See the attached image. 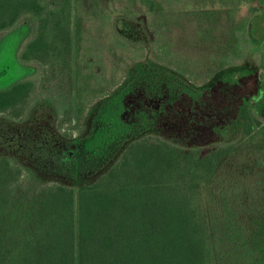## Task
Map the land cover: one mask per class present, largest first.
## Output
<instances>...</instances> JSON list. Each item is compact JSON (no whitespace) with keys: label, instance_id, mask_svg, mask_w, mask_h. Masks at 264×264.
Returning <instances> with one entry per match:
<instances>
[{"label":"trees","instance_id":"16d2710c","mask_svg":"<svg viewBox=\"0 0 264 264\" xmlns=\"http://www.w3.org/2000/svg\"><path fill=\"white\" fill-rule=\"evenodd\" d=\"M192 1L199 0H61L57 6L0 0V33L24 16L36 23L20 62L51 65L75 54L81 67L102 68L99 79L117 87L99 106L79 153L55 151L43 159H60L67 168L78 154L81 172L89 168L93 175L126 147L92 183L46 184L23 203L6 200L21 171L1 159L0 264H264V228L254 232L251 223L252 231L242 230L228 205L210 212L204 184L224 144L240 134L264 152V121L256 114L258 107L264 111L262 76L232 70L198 89L154 65H132L124 75L117 64L144 54L119 35L110 4L136 19ZM262 40L264 48V33ZM34 90L30 79L0 88V112ZM147 133L164 139L131 142Z\"/></svg>","mask_w":264,"mask_h":264},{"label":"rangeland","instance_id":"374dc122","mask_svg":"<svg viewBox=\"0 0 264 264\" xmlns=\"http://www.w3.org/2000/svg\"><path fill=\"white\" fill-rule=\"evenodd\" d=\"M57 6L61 0H46ZM100 0H98L99 2ZM115 28L131 47L144 57L117 62L123 74L130 66L154 65L169 71L198 89L208 88L232 70L249 69L264 83V7L261 0H199L182 8L133 18L113 9ZM36 23L24 16L17 25L0 33V88L30 79L35 90L21 104L0 112V160L21 171L7 187L10 203L26 202L43 185L56 183L77 188L92 183L119 161L118 152L104 169L91 175L81 172L78 154L66 168L59 159H43L55 151H78L92 128L101 103L117 90L109 78L99 79L102 68L89 70L79 65L75 54L67 60L42 65L19 61V52L35 34ZM140 54V53H139ZM96 58H88L94 62ZM126 60V61H125ZM6 68V74H2ZM256 114L264 121V111ZM164 139L147 133L135 140ZM127 146V145H126ZM41 150L40 157L34 151ZM264 152L254 142L239 135L224 144V154L205 184L209 211L226 212V205L242 230L264 228ZM90 174V175H89ZM230 216V215H229Z\"/></svg>","mask_w":264,"mask_h":264},{"label":"water","instance_id":"95a60500","mask_svg":"<svg viewBox=\"0 0 264 264\" xmlns=\"http://www.w3.org/2000/svg\"><path fill=\"white\" fill-rule=\"evenodd\" d=\"M7 70L6 68L3 69V71ZM7 71L3 72L2 74H6Z\"/></svg>","mask_w":264,"mask_h":264}]
</instances>
